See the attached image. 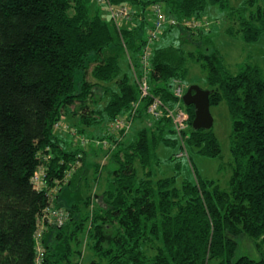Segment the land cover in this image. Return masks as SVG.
I'll list each match as a JSON object with an SVG mask.
<instances>
[{
    "label": "trees",
    "instance_id": "1",
    "mask_svg": "<svg viewBox=\"0 0 264 264\" xmlns=\"http://www.w3.org/2000/svg\"><path fill=\"white\" fill-rule=\"evenodd\" d=\"M110 1L138 8L120 33L111 18L100 16L105 7L93 0H0V264H35L36 234L51 192L61 186L59 196L70 184L67 175L79 173L85 154L55 130L59 124L68 127V116L79 121L68 135L106 125L101 139L116 145L95 211L87 216L72 205L64 209L69 219L64 227L46 225L44 264H74L81 252L71 242L80 245L82 232L94 257L90 264H264L259 252L264 246V70L249 60L233 72L218 51L200 50L211 25L205 17L209 6L226 13L230 38L260 42L264 0H246L238 9H232L231 0ZM150 5H160L177 24L162 31L144 66L142 53L153 26L145 34ZM196 35L202 38L195 41ZM189 45L195 49L186 51ZM114 49L122 51L123 63L108 53ZM188 60L205 74L210 109L225 103L230 112L233 171L227 188L202 179L193 163L195 181L181 177L184 157L192 162V154L215 159L222 153L213 128L194 131V107L184 106L175 94L178 87L186 94ZM144 72L150 97L134 121L149 123L126 143L122 136L131 128L119 129L116 123L139 102L134 79ZM98 89L109 97L101 109L94 100ZM152 98L169 110L181 106L185 128L180 135L168 114L150 118ZM161 146L172 150L169 177L157 154ZM180 147L190 155H177ZM39 171L45 176L43 190L32 184ZM89 205L85 202L84 209ZM55 207L62 209L57 201ZM247 244L253 254L244 250Z\"/></svg>",
    "mask_w": 264,
    "mask_h": 264
},
{
    "label": "rangeland",
    "instance_id": "2",
    "mask_svg": "<svg viewBox=\"0 0 264 264\" xmlns=\"http://www.w3.org/2000/svg\"><path fill=\"white\" fill-rule=\"evenodd\" d=\"M245 1L246 0H231L230 3L232 9H238ZM99 10L100 16L106 21L110 22L109 12L105 8H100ZM133 10L138 11V8L133 7ZM152 10V5H150L145 11L148 22L145 28V34H147V28L153 24ZM225 16L226 13H224L218 7L209 6L207 8L205 17L210 20L211 25L210 28L206 29L205 33L203 34V40H205V43L204 47H201L200 50L207 51L208 48H211L215 51H218L221 58H223L224 65L233 72L236 71V67L238 65L246 62L247 56L249 54L252 55L253 62L261 66L264 70V35L262 36L260 42L254 45L245 44L240 37L232 39L225 33L227 27L229 26ZM194 38L196 41L202 37L198 38L196 35ZM194 49L195 48L193 46H186V51H191ZM108 53L119 55L122 63L125 60V56H123L120 49H114V52L113 50H109ZM187 68L189 74L188 78L184 82V93H186L191 86H198L203 89L202 81H204L205 74L202 72L200 65L194 60H188ZM94 100H96L98 109H101L108 102L109 97H104V95H102L101 89H98V93L94 97ZM210 111L214 119L213 131L218 137L222 150L221 156L215 159H209L192 154V162L188 157H184L182 160H180L181 177L188 181H195V172L192 166L193 163L198 175L202 179L215 181L220 184L222 188H227L228 181L233 171V159L230 152V134L232 130L231 116L228 106L225 103L212 107ZM134 112L135 110L133 113ZM138 112L139 108L136 111V117H134V119L137 118ZM67 119L66 123L68 124V127L59 124L58 127H55L56 133L65 138L69 137L74 145V149H78L85 155L83 156L84 159L81 167L78 169L79 173L73 175V177L70 176V184L68 183L69 186H65L66 188L63 187L60 195L57 196L58 194H56L55 200L57 201L58 206L62 209L67 207L70 208L72 205H78L79 207L83 208V213L89 216L91 213H93V211H95L96 206L102 201V192L106 188L107 180H109V173L107 172L106 168L111 161V155L114 152L116 144L114 142L115 140L112 141L111 139H104V141H102L101 138L105 135L104 129H106V125L99 126L98 128L91 130L84 128V134L81 133L80 135L76 136L68 135L67 133H71V131L74 129V126H78L79 121L78 117L70 118L68 116ZM137 120L138 121H134L133 126H131L130 132L127 135L122 136V141L129 143V141L132 140V137L136 135V131H138L141 126L148 125L149 123L148 120ZM110 126L111 125H108L107 129L111 130ZM91 136H93V138ZM104 142L108 143L104 144ZM157 154L158 157L163 161L164 175L169 177L173 171V164L168 161V158L172 155V150L161 146L158 149ZM179 154H187L188 156L190 155L186 148H181L178 150L177 155ZM87 201H89L90 205L88 208L85 207L84 209V203ZM86 227L87 224L85 225V228ZM78 240L80 245H76L74 242H71L72 248L75 250L78 249V251L80 250L81 252L78 257L75 256L73 263L90 264L94 257L87 247L88 237L86 236V233H80L78 235ZM259 249L260 255L264 257V246H260ZM63 250V246L58 245L57 253L62 255ZM244 250H247L248 253L253 254V251H251L253 249L250 244H247Z\"/></svg>",
    "mask_w": 264,
    "mask_h": 264
},
{
    "label": "built area",
    "instance_id": "3",
    "mask_svg": "<svg viewBox=\"0 0 264 264\" xmlns=\"http://www.w3.org/2000/svg\"><path fill=\"white\" fill-rule=\"evenodd\" d=\"M93 1L107 8L111 21L119 33L121 32L124 23H129L134 17L133 10L130 6H114L112 5L110 0ZM153 12L155 20L153 21L152 28H150L148 31V46L142 53V61L144 62V66L146 65V62L149 61L150 52L153 48L152 45L158 40L159 35L162 33V31L169 25L177 24L175 19H167L160 5H155L153 7ZM187 25L193 29H198L200 27L198 23H189ZM134 81L136 82L140 91V100L132 108L131 112H128L122 120H118V123H116L119 129H125L126 131L130 130L133 121L135 120L134 117H136V111L138 110V108L140 109L143 100L150 97L149 80L147 74L144 72L141 76H135ZM175 94L177 97L182 98V89L178 87ZM134 110L135 112L133 113ZM148 114L153 120H160L165 116V114H168L173 119L174 126L178 130V134L185 128V126H182V122L185 118V113L183 112V109H181L180 105L176 106L173 110H169V108L164 105L159 98H152V102L150 103V106L148 108ZM71 175L72 172L67 175L66 179H69ZM44 177L45 176L43 171H39V173L32 179V184L34 185L36 190H43L46 188ZM59 188L61 189V186H58L51 192V204L47 207L36 234L37 257L35 264H44L43 237L44 233L46 232V225H55L57 228H62L67 224L69 220L67 211H65L64 209H57L55 207L56 193L58 190H60Z\"/></svg>",
    "mask_w": 264,
    "mask_h": 264
},
{
    "label": "water",
    "instance_id": "4",
    "mask_svg": "<svg viewBox=\"0 0 264 264\" xmlns=\"http://www.w3.org/2000/svg\"><path fill=\"white\" fill-rule=\"evenodd\" d=\"M211 94V91L191 86L182 98L184 106L194 107L195 116L192 129L196 132L209 131L213 128L214 119L210 111Z\"/></svg>",
    "mask_w": 264,
    "mask_h": 264
},
{
    "label": "crops",
    "instance_id": "5",
    "mask_svg": "<svg viewBox=\"0 0 264 264\" xmlns=\"http://www.w3.org/2000/svg\"><path fill=\"white\" fill-rule=\"evenodd\" d=\"M249 60L253 62V60H252V55H250V54L247 56L246 61H249ZM253 63H254V62H253Z\"/></svg>",
    "mask_w": 264,
    "mask_h": 264
},
{
    "label": "bare ground",
    "instance_id": "6",
    "mask_svg": "<svg viewBox=\"0 0 264 264\" xmlns=\"http://www.w3.org/2000/svg\"><path fill=\"white\" fill-rule=\"evenodd\" d=\"M185 95V94H184Z\"/></svg>",
    "mask_w": 264,
    "mask_h": 264
}]
</instances>
